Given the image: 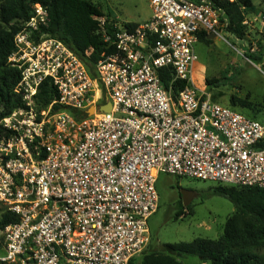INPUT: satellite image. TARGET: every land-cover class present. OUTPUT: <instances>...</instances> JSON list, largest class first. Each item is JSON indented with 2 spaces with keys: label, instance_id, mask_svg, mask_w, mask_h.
Wrapping results in <instances>:
<instances>
[{
  "label": "built area",
  "instance_id": "built-area-1",
  "mask_svg": "<svg viewBox=\"0 0 264 264\" xmlns=\"http://www.w3.org/2000/svg\"><path fill=\"white\" fill-rule=\"evenodd\" d=\"M149 4L136 28L94 17L106 48L95 62L43 32L39 4L16 34L21 103L0 106V211L18 222L0 230V264H131L150 246L162 174L264 189V124L196 83L195 47L221 37V11ZM46 81L58 97L43 107Z\"/></svg>",
  "mask_w": 264,
  "mask_h": 264
},
{
  "label": "trees",
  "instance_id": "trees-1",
  "mask_svg": "<svg viewBox=\"0 0 264 264\" xmlns=\"http://www.w3.org/2000/svg\"><path fill=\"white\" fill-rule=\"evenodd\" d=\"M193 1L200 3L202 0ZM207 1L216 10L221 11L222 21L227 22L225 31L239 40H244L247 36L244 12L252 8V0ZM37 4L46 9L50 21L49 26L43 28L44 33L58 38L77 54L93 50L94 62L106 49L98 33L99 23L94 19L105 15L90 1L0 0V106L6 111L21 103L20 98L13 93L20 81V73L8 64V59L15 49L14 38L30 20L32 9ZM128 26L136 28L138 24L128 23ZM199 40L206 45L211 43L205 34H201ZM254 55L259 56L256 60L262 59L261 54ZM245 56L255 59L248 53H245ZM167 79L168 76L164 72V82ZM57 97L50 81H46L40 89V104L47 107ZM230 104L228 106L239 112V109L247 110L252 107L246 100L235 97L231 98ZM248 117L258 120L252 116ZM215 186L217 188L214 189V194L228 199L236 209L227 219L222 235L217 240L197 238L192 242L164 244L159 252L146 251L141 264H183L179 259L186 257L196 258L202 264H264V189ZM186 209L193 215L192 206ZM17 222L15 215L0 211V230ZM134 261L131 264H134Z\"/></svg>",
  "mask_w": 264,
  "mask_h": 264
},
{
  "label": "rangeland",
  "instance_id": "rangeland-1",
  "mask_svg": "<svg viewBox=\"0 0 264 264\" xmlns=\"http://www.w3.org/2000/svg\"><path fill=\"white\" fill-rule=\"evenodd\" d=\"M94 3L103 15L119 23H142L151 13L149 0H87ZM247 36L239 40L227 33L200 42L195 51L198 57L196 83L206 84L215 101L231 105L232 97L246 100L251 109L241 110L264 124V0H252V8L244 12ZM261 54V60H256ZM255 59H248L245 56ZM93 114V111H91ZM215 184L162 174L157 183L159 209L149 220L151 243L148 253L162 250L164 244L192 242L197 238L217 240L223 233L227 219L235 213L228 199L215 195ZM182 191L194 194L193 215L184 207ZM184 208V209H183ZM143 255L135 259L141 264ZM183 264H202L198 259H179Z\"/></svg>",
  "mask_w": 264,
  "mask_h": 264
},
{
  "label": "water",
  "instance_id": "water-1",
  "mask_svg": "<svg viewBox=\"0 0 264 264\" xmlns=\"http://www.w3.org/2000/svg\"><path fill=\"white\" fill-rule=\"evenodd\" d=\"M214 37H210V39H213ZM111 110V106L107 105L102 109L103 112H109ZM194 197V194L191 191H182L181 192V198L183 200L184 207H188L190 203L192 202V199Z\"/></svg>",
  "mask_w": 264,
  "mask_h": 264
},
{
  "label": "crops",
  "instance_id": "crops-1",
  "mask_svg": "<svg viewBox=\"0 0 264 264\" xmlns=\"http://www.w3.org/2000/svg\"><path fill=\"white\" fill-rule=\"evenodd\" d=\"M151 14H152V13H150V15L148 16V18H147L144 22H146L148 19H150ZM144 22H142V23H144ZM142 23H135V24H142Z\"/></svg>",
  "mask_w": 264,
  "mask_h": 264
},
{
  "label": "flooded vegetation",
  "instance_id": "flooded-vegetation-1",
  "mask_svg": "<svg viewBox=\"0 0 264 264\" xmlns=\"http://www.w3.org/2000/svg\"><path fill=\"white\" fill-rule=\"evenodd\" d=\"M181 196V195H180ZM183 201V200H182Z\"/></svg>",
  "mask_w": 264,
  "mask_h": 264
}]
</instances>
